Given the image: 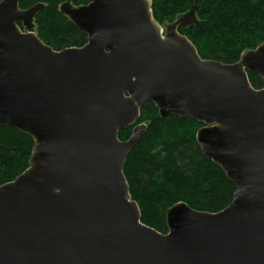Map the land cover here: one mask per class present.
I'll list each match as a JSON object with an SVG mask.
<instances>
[{
  "label": "water",
  "instance_id": "95a60500",
  "mask_svg": "<svg viewBox=\"0 0 264 264\" xmlns=\"http://www.w3.org/2000/svg\"><path fill=\"white\" fill-rule=\"evenodd\" d=\"M60 12L88 36L55 51L34 32L37 4L0 2V126L32 137L29 168L0 186V264H264V44L236 64L204 60L153 0H90ZM22 25V27L20 26ZM155 104L204 126L197 142L234 183L219 213L185 203L166 214L168 233L142 222L124 174Z\"/></svg>",
  "mask_w": 264,
  "mask_h": 264
},
{
  "label": "trees",
  "instance_id": "16d2710c",
  "mask_svg": "<svg viewBox=\"0 0 264 264\" xmlns=\"http://www.w3.org/2000/svg\"><path fill=\"white\" fill-rule=\"evenodd\" d=\"M64 2H20L22 10L37 4L45 6L35 18L34 31L55 51L81 48L88 41L87 34L60 12ZM195 2L199 23L180 29V33L195 45L202 59L236 64L243 52L264 44V0H153L154 18L161 25L170 24ZM89 3L90 0L73 2L74 6ZM248 76L256 90L264 88L260 76L250 71ZM139 125H145V133L130 153L124 174L145 225L167 234V211L178 203L213 214L231 205L234 183L205 157L198 145L202 123L174 115L162 118L155 104L148 102L135 125L121 131L119 138L128 140ZM33 147L31 136L0 126V186L13 182L29 168Z\"/></svg>",
  "mask_w": 264,
  "mask_h": 264
},
{
  "label": "rangeland",
  "instance_id": "374dc122",
  "mask_svg": "<svg viewBox=\"0 0 264 264\" xmlns=\"http://www.w3.org/2000/svg\"><path fill=\"white\" fill-rule=\"evenodd\" d=\"M180 16V15H179ZM165 25H168V24H165ZM165 25H163V26H165ZM23 28V27H22ZM35 32V31H34ZM146 128V127H145Z\"/></svg>",
  "mask_w": 264,
  "mask_h": 264
}]
</instances>
